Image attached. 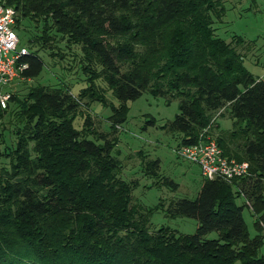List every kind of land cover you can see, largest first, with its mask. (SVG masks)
I'll use <instances>...</instances> for the list:
<instances>
[{"label": "trees", "instance_id": "obj_1", "mask_svg": "<svg viewBox=\"0 0 264 264\" xmlns=\"http://www.w3.org/2000/svg\"><path fill=\"white\" fill-rule=\"evenodd\" d=\"M2 1L15 8L16 28L23 18L43 22L38 44L50 40L54 30L80 45L86 65L101 68L97 76L119 108L111 109L110 133L95 141L73 125L75 96L60 88L30 92L18 121L33 130L17 143L9 168L0 167V264H264V80L245 69L230 43L215 36L210 14L219 4ZM27 44L32 47L33 40ZM22 62L24 79L38 77L44 67L35 53ZM145 92L168 104L178 100V114L164 129L180 135L179 146L196 143L214 113L227 108L232 120L227 137L242 139L243 145L231 150L223 138L216 142L229 159L247 162L250 175L233 184L203 178L194 200L171 201L163 208L133 204L137 183L118 177L120 161L112 155L115 127L125 121L114 115ZM5 113L0 107V121ZM158 169V160L145 165L150 176ZM238 197L245 203L237 204ZM244 207L255 219L253 238ZM159 209L171 219L197 221L195 234L169 227L149 231ZM211 232L217 237L207 239Z\"/></svg>", "mask_w": 264, "mask_h": 264}, {"label": "rangeland", "instance_id": "obj_2", "mask_svg": "<svg viewBox=\"0 0 264 264\" xmlns=\"http://www.w3.org/2000/svg\"><path fill=\"white\" fill-rule=\"evenodd\" d=\"M215 3L219 6L216 5L210 14L215 36L230 43L243 56V65L248 72L264 79V0H215ZM43 29L41 20L31 18H23L15 29L20 45L37 54L44 67L36 78H18L10 86L0 88V96L9 94L8 101L12 97L16 99L9 102L6 108L0 106L6 111L0 121V167L9 168L17 143L25 131L30 133V129L33 130L32 126L26 130L27 126L19 123L18 117L25 105L30 103V92L37 87L60 88L75 96L79 106L73 125L91 140L96 141L98 134L110 133L111 109L119 108L118 101L97 76L101 68L95 64L86 65L81 46L62 39L54 30L49 33L50 40L38 44L36 39ZM31 40L34 43L32 47L27 44ZM120 110L114 116L125 121L115 127L116 145L112 155L120 161L118 177L128 183H137L131 194L132 203L145 208H163L171 201L194 200L203 182L199 167L177 155L180 135L164 129L178 114V100L168 104L164 98L145 92ZM212 119L215 120L211 135L215 140L223 138L231 150L237 144L243 145L242 139L231 142L227 137L232 130L227 108L214 113ZM29 146L32 148L33 143ZM156 160L159 161L158 171L154 176L147 175L146 163ZM236 202L239 205L245 203L242 197H238ZM242 214L250 238L255 237L257 231L251 210L244 207ZM197 226L194 219H171L163 209H159L151 217L148 229L155 232L161 227H169L178 234L193 235ZM216 237V232L206 236L207 239ZM260 256L264 257V245Z\"/></svg>", "mask_w": 264, "mask_h": 264}, {"label": "built area", "instance_id": "obj_3", "mask_svg": "<svg viewBox=\"0 0 264 264\" xmlns=\"http://www.w3.org/2000/svg\"><path fill=\"white\" fill-rule=\"evenodd\" d=\"M16 17L15 8L7 6L0 0V88L8 87L14 80L22 78L21 73L27 68L22 59L29 55V50L26 46L20 45L15 30ZM9 97V94H1L2 108H6ZM214 120L202 130L196 143L180 145L176 153L182 159L196 164L204 179L222 180L233 184L250 175L249 164L237 162L224 155L223 150L211 135ZM246 203L249 206V203Z\"/></svg>", "mask_w": 264, "mask_h": 264}, {"label": "crops", "instance_id": "obj_4", "mask_svg": "<svg viewBox=\"0 0 264 264\" xmlns=\"http://www.w3.org/2000/svg\"><path fill=\"white\" fill-rule=\"evenodd\" d=\"M264 80V79H263Z\"/></svg>", "mask_w": 264, "mask_h": 264}]
</instances>
